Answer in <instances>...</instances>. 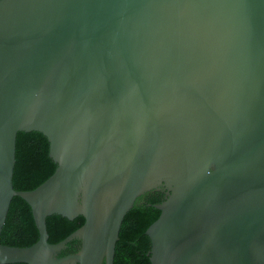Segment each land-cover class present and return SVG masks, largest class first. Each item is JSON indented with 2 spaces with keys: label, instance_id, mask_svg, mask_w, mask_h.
<instances>
[{
  "label": "water",
  "instance_id": "water-1",
  "mask_svg": "<svg viewBox=\"0 0 264 264\" xmlns=\"http://www.w3.org/2000/svg\"><path fill=\"white\" fill-rule=\"evenodd\" d=\"M19 132L57 164L32 191ZM154 190L151 264H264V0H0V238L14 197L39 231L0 264H114ZM53 215L85 223L51 244Z\"/></svg>",
  "mask_w": 264,
  "mask_h": 264
},
{
  "label": "trees",
  "instance_id": "trees-1",
  "mask_svg": "<svg viewBox=\"0 0 264 264\" xmlns=\"http://www.w3.org/2000/svg\"><path fill=\"white\" fill-rule=\"evenodd\" d=\"M57 164L50 157V143L40 132H19L17 136L16 165L13 186L16 191H32L47 181ZM165 200L162 191H150L140 196L127 213L117 242L114 264H151V239L148 228L158 220L161 211L155 205ZM82 216L69 220L60 215L47 218L49 242L57 244L81 228ZM39 240L32 209L20 197H14L4 226L0 244L12 247H30ZM81 242L73 241L59 254L64 257L77 253ZM24 264V263H17Z\"/></svg>",
  "mask_w": 264,
  "mask_h": 264
},
{
  "label": "flooded vegetation",
  "instance_id": "flooded-vegetation-1",
  "mask_svg": "<svg viewBox=\"0 0 264 264\" xmlns=\"http://www.w3.org/2000/svg\"><path fill=\"white\" fill-rule=\"evenodd\" d=\"M162 192H164V193H165V191H164V190H162Z\"/></svg>",
  "mask_w": 264,
  "mask_h": 264
}]
</instances>
